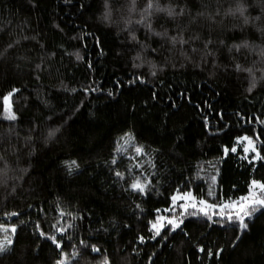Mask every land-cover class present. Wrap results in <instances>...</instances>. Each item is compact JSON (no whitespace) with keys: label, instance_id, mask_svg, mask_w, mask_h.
<instances>
[{"label":"trees","instance_id":"obj_1","mask_svg":"<svg viewBox=\"0 0 264 264\" xmlns=\"http://www.w3.org/2000/svg\"><path fill=\"white\" fill-rule=\"evenodd\" d=\"M154 2L161 8L174 6V0ZM104 3L105 0H0L3 17L13 22L8 32L0 33V51L9 40L20 38L24 45L18 46V51L12 50L11 55L0 57V122L3 123L0 131L6 132L9 123L3 121L5 107L22 118L14 124L20 132L21 155L10 156L8 163L10 177L23 175V179L9 180L18 189L17 195L8 196L12 187L0 188V223H16L19 233L14 251L0 260V264H54L60 252L35 231L37 220L46 234H53L51 226L57 221L65 227L68 223L75 225L62 238L68 264H73L75 259L72 246L80 249L81 240L101 249L100 253L92 254L95 259H90V264H102L105 253L110 255L111 264H150L148 257L153 253H157L155 264H264V215L259 213L247 221L249 229L238 241V225L226 224L222 228L203 216H187L183 231L172 233L163 247L152 240L144 244L137 242L138 236L151 235L149 219L155 218L156 208L170 204V196L177 187L187 190L191 183L193 195L198 199L202 195L213 203L221 197L227 201L247 194L252 179L264 182L262 162H256L254 169L241 160V145H236V153L224 152L225 147L231 149L236 144L237 136H259L257 143H264V125L255 123L257 116L264 119V61L259 55L264 42L256 31L261 22L250 18L245 24L239 12L225 15L229 8L235 10L241 4L246 9L245 15L254 16L259 12L254 7L255 0H223L222 23L216 25L213 33L225 41L223 46L215 45L221 49L217 53L218 69H213L211 64L203 69L197 66L199 53L193 62L185 61L177 53V66L169 64L163 72L157 71L155 77L147 64L133 67V63L140 62L133 61L135 52L129 50L131 46L124 31V20L130 19L133 24L128 27L139 28L138 34L144 37L145 29L135 21L146 0H135L136 7L131 12L132 0H114L123 8L114 12L110 20L103 18ZM167 19L166 12L153 10V30L162 31L164 26L172 29L170 24H165ZM20 25L23 30L17 32ZM82 29L93 34L86 42L81 39ZM24 35L29 39L23 40ZM73 36L80 38L72 39ZM96 39L103 53L97 48ZM244 40L255 45V51L245 49L238 60H232L228 47ZM42 44L45 48L40 47ZM76 51L80 60L73 54ZM24 52L33 64L43 56L50 74L45 71L37 80L26 67V61L18 66L17 55ZM180 63L184 66L180 67ZM236 63L244 70H237ZM224 64L231 65L228 72L224 71ZM213 71L216 75L210 74ZM136 74H142L146 83L137 81L129 85ZM253 77L256 87L249 92ZM117 81L121 86H117ZM12 87L21 91L9 97L5 105L3 97ZM73 88L75 92L71 91ZM86 88L96 90L86 93ZM108 90L113 91L112 97L107 96ZM41 97L49 101L48 106L41 103ZM30 121L38 123L40 131L25 145ZM56 128L60 131L45 141L48 132ZM127 131L151 155L136 157L133 146L119 139ZM12 140L16 142L15 135ZM153 149L162 151L160 159ZM117 153L118 170L125 172L129 182L140 172L151 180V190L146 196L125 191L127 184L121 187L123 182L113 183L115 177L106 161L110 162ZM129 156L133 159L129 160ZM65 159H77L78 171L83 174L69 175L62 164ZM137 161L143 165L139 171L135 170ZM151 163L157 164V169ZM25 168L27 172L21 174L19 170ZM128 169L133 171L129 173ZM210 186L214 196L208 195ZM137 203L142 205L143 213L136 209ZM10 211L22 215L6 218L4 213ZM60 211L66 213L63 218L59 217ZM72 214L80 219L73 220ZM21 219L24 225L19 223ZM125 224L130 227H124ZM101 228L108 231H97ZM209 251L213 255L209 256Z\"/></svg>","mask_w":264,"mask_h":264},{"label":"snow or ice","instance_id":"obj_2","mask_svg":"<svg viewBox=\"0 0 264 264\" xmlns=\"http://www.w3.org/2000/svg\"><path fill=\"white\" fill-rule=\"evenodd\" d=\"M68 2V0H66ZM84 7L83 5L81 6ZM135 5V0H132V5L129 7V12L133 11ZM255 8L259 9V12L252 16L251 14L245 15L246 9L243 5L238 4L236 9L231 8L225 13L239 12L244 18V23L248 24L251 18L252 21L261 22V26L257 27L256 31L260 33L261 40L264 42V0H255ZM123 5L115 4L114 0H105L104 3V14L103 18L110 20L113 16V13L122 9ZM223 8V0H199V3H196L195 0H174V6H169L167 8H161L159 4L155 3L154 0H146L145 7L141 10L139 18L135 21V24L141 28L145 29V35L143 38L138 34L139 28L128 27V25L133 24V21L130 19H125V29L127 33V44L131 46L129 50L134 51L135 55L132 57L133 61H139L140 63H133L134 68L143 67L145 64L149 65L151 69V75L155 77L157 71L163 72L169 64L172 67L177 66V53L179 56L183 57L185 61L193 62L195 60L196 54L199 53V64L197 66L204 68L205 65L211 64L213 69H218L220 64L217 60V53L221 51L220 48L215 47L218 43L219 45H225V41L221 39L218 35L214 36L213 33L216 32V25L222 23L220 19V9ZM153 10L158 12H166L168 19L165 21L166 25H171L172 29L164 26L162 31L153 30L151 23V16ZM194 10V11H193ZM12 21L6 20L3 17V10L0 9V33L8 32L12 27ZM59 28V25H56ZM23 26H17L16 31L21 32ZM241 30H245L241 28ZM62 31V29H61ZM84 32V36L81 38L86 42V39L93 34L84 29L81 30ZM171 31H175V34H170ZM153 37L158 38L157 40H152ZM80 37L73 36L72 39H78ZM95 38V37H93ZM23 40L29 39L27 35L22 37ZM35 39V37H32ZM151 41V43L149 42ZM23 48L24 45L21 43V39L17 38L14 40H9L4 44L3 51H0V57L4 55H11L12 50ZM96 46L103 53V48L100 45V41L96 39ZM41 48H45V45H41ZM191 49V52L188 49ZM245 49H251L255 51L256 46L248 43L247 40H244L243 43H235L228 47V55L232 60L236 61L239 59L240 55L243 54ZM77 60L81 59L79 51L73 53ZM259 55L261 60L264 61V48L259 49ZM26 61V67L30 69L35 74V79H41V73L49 71L50 69L45 68V59L42 56L40 61L37 63H32L31 59L27 52L17 55V64L19 66L20 62ZM157 64H159V69H157ZM180 67H183V63L179 64ZM89 67H92L91 63ZM231 68L230 64H224L223 69L225 72H228ZM237 70L243 71L240 63L235 64ZM249 72L251 70L249 69ZM211 75H216V72L213 71ZM140 84H145L146 80L142 74H136L135 79L129 80V85H132L136 82ZM117 86H121V82H116ZM256 87V79H253L250 82L248 91L251 92ZM96 89H85V92L95 91ZM21 90L17 87H12L7 95L3 97L5 105L9 100V97L13 96L16 93H19ZM71 91L75 92L76 89L73 88ZM114 95L112 90L107 91V96L112 97ZM155 98V93L153 94ZM41 103L45 106H48L49 101L44 98H40ZM175 108V105L173 104ZM134 110V107H133ZM223 118V114H219ZM237 116L243 120L244 117L241 116L239 112L236 113ZM22 119L14 111H10L7 107L4 110L3 121H8L7 131H0V164L3 166L0 167V188L7 190L9 187L13 188L12 192L8 193L9 197L18 194V189L15 185H10V179H23V175L18 177H10L8 159L10 156L21 155V149L19 145L20 132L18 127H15L14 124H17L18 121ZM251 119L248 120V123H251ZM205 127H208V118L204 117ZM256 124L264 125V119H261L257 116ZM226 127V126H225ZM0 128H3V123L0 122ZM40 131V126L38 123L30 121L29 122V131L24 137V143L27 145L30 141L34 139L35 133ZM60 129L56 128L48 132L45 141L50 140ZM16 136V142L13 143L12 137ZM125 142V145L131 144L134 148L136 157H141L145 155H151L145 151L144 146L139 145L136 141L134 134L131 131L123 132L119 138ZM179 139V138H178ZM260 141V137L244 135L236 137V144H234L231 149L225 147L224 152L227 154L229 150L232 153L237 152V146L241 145L243 148V155L240 156L241 160H246L249 165L254 169L256 167V162H262L261 166H264V143H257ZM179 146V143L176 145ZM154 153H158L157 159L163 155L162 151L159 149H153ZM252 154L251 156L249 154ZM117 153L113 155L110 162L106 161L109 166V171L115 177L113 183H121V187L124 184H127L125 191L131 193L139 194L140 196H146L147 193L151 190V180L148 177H145L142 172L135 178L131 179L129 182L126 179L125 172L118 170V161ZM129 160L133 159L132 156L128 157ZM63 167L66 169L69 175L80 174L82 171L80 169V163L77 159H65L63 162ZM153 169H157L158 165L151 163ZM143 168V165L137 161L135 170L139 171ZM21 174L26 173L27 169H20ZM133 169H128V172L131 173ZM215 181V177L212 178ZM209 196H214L215 193L212 187H209ZM32 208V205L28 206ZM136 209L140 213L144 212V209L140 203L135 205ZM43 212V209L40 210ZM155 218L149 219L148 221V230L151 233L149 237L143 235L138 236V243L144 244L146 240L157 241L161 247L165 245V242L172 238V233H176L177 230L183 231L182 225L184 224V219L187 216L191 217H200L203 216L212 223H219L223 228L226 226H235L238 225L240 234L237 235V241L240 239L241 235L249 229V224L247 221L252 220L256 214L264 215V182H261L259 179H252L248 183L247 194L241 195L235 199L228 198L227 201L223 197L220 198L218 202L209 203L202 195L198 199L191 190V183L187 185V190H183L181 187L177 189L170 196V204L165 208H156ZM166 213H171V215H165ZM135 214V213H133ZM6 218L20 217L22 213L18 211H10L4 213ZM66 215L64 211L59 212V217L63 218ZM213 217H218L217 220H214ZM140 217H138L139 219ZM72 219H80L72 214ZM21 225L25 224V221L21 219L19 221ZM52 229H54L53 234H46L45 231L41 229V224L37 220L35 225V231L39 232L41 238L50 240L51 243L55 246L56 250H59L60 256L54 261V264H68L65 259L66 253L64 252V247L62 245V238L65 237L68 233V229L74 228L75 225L68 223L65 226H61L59 221L53 224ZM124 227L129 228L130 225L125 224ZM107 232V228L97 229V231ZM59 234V237L56 234ZM0 260L6 256L11 255L14 251L16 241L18 239L19 233L17 231V224L10 223L4 224L0 223ZM187 235V233H184ZM71 239V237H68ZM159 238V239H158ZM235 244V241L233 242ZM73 264H80V261L83 260V264H90V259H95V256L92 254L100 253L101 249L96 244L89 245L87 241H80V249H77L76 245H73ZM90 247V252L88 251ZM81 249L83 251H81ZM208 255L211 256L213 253L208 252ZM217 256L220 255L219 252L216 253ZM157 256V253H153L152 256L148 257L150 264H155L154 257ZM14 264H19V262H14ZM102 264H111V257L108 254H104Z\"/></svg>","mask_w":264,"mask_h":264},{"label":"rangeland","instance_id":"obj_3","mask_svg":"<svg viewBox=\"0 0 264 264\" xmlns=\"http://www.w3.org/2000/svg\"><path fill=\"white\" fill-rule=\"evenodd\" d=\"M242 148V147H241ZM242 150H243V148H242ZM250 156L252 155L251 153L249 154ZM165 215H171V213H166Z\"/></svg>","mask_w":264,"mask_h":264}]
</instances>
